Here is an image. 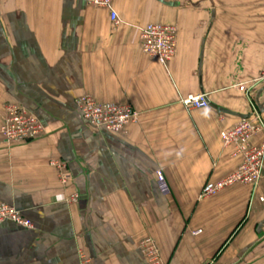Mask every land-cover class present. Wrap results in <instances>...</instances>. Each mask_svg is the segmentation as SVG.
<instances>
[{
    "label": "crops",
    "instance_id": "1",
    "mask_svg": "<svg viewBox=\"0 0 264 264\" xmlns=\"http://www.w3.org/2000/svg\"><path fill=\"white\" fill-rule=\"evenodd\" d=\"M113 7L118 23L85 0H0V203L33 225L0 223V264H80V250L94 264H264V176L201 197L241 161L221 132L264 120V81L249 83L264 60V0ZM157 22L177 27L166 64L142 50L140 28ZM198 94L208 106L187 108ZM84 95L138 118L93 128L76 104ZM11 103L41 135L4 139ZM262 141L264 131L251 139Z\"/></svg>",
    "mask_w": 264,
    "mask_h": 264
},
{
    "label": "built area",
    "instance_id": "2",
    "mask_svg": "<svg viewBox=\"0 0 264 264\" xmlns=\"http://www.w3.org/2000/svg\"><path fill=\"white\" fill-rule=\"evenodd\" d=\"M91 5L107 8L114 23L119 22V15L113 7V0H85ZM142 50L159 62L166 64L176 54L177 27L166 23H149L140 28ZM264 81V60L257 77L250 80L252 85ZM240 90L247 91V83L239 85ZM187 108H202L209 102L205 94L189 95L183 99ZM76 104L84 118L96 129H105L111 132L121 131L128 123L138 118V112L130 104L125 103H99L89 95L80 96ZM1 126V133L7 142L29 140L41 135L42 124L32 114L20 106L11 103L5 106V115ZM264 131V120L259 113L252 117H243L233 126L221 132L224 146H231L233 154L241 156L237 168L225 175L217 182L204 187L201 197L214 194L218 190L236 183L248 185L257 184L264 176V141L259 145L251 143L253 136ZM60 169L65 168L63 162H57ZM63 181L66 175L61 176ZM159 190L165 195L171 192L170 186L162 172L156 171ZM12 221L18 225L31 228L32 222L24 217L14 206L0 203V223ZM80 264H94L83 250L79 251Z\"/></svg>",
    "mask_w": 264,
    "mask_h": 264
}]
</instances>
